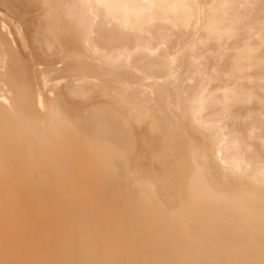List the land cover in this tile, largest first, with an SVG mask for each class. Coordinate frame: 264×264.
I'll list each match as a JSON object with an SVG mask.
<instances>
[{
    "label": "bare ground",
    "instance_id": "6f19581e",
    "mask_svg": "<svg viewBox=\"0 0 264 264\" xmlns=\"http://www.w3.org/2000/svg\"><path fill=\"white\" fill-rule=\"evenodd\" d=\"M80 2L0 0V59L7 61L0 71V260L259 264L261 0H230L256 5L237 9L234 24L217 23L222 9H204L205 23L238 29L220 43L203 24L186 27L178 11L89 13L72 7ZM233 65L250 70L237 76ZM201 88L204 112L192 103ZM223 88L236 89L227 109ZM41 101L78 130L45 120ZM9 106L41 118L6 127ZM210 120L222 122L219 136L199 131ZM93 135L113 146L105 155L114 165L97 158ZM6 158L14 166L15 254L4 249ZM198 163L207 181L193 191Z\"/></svg>",
    "mask_w": 264,
    "mask_h": 264
},
{
    "label": "snow or ice",
    "instance_id": "6c2138e0",
    "mask_svg": "<svg viewBox=\"0 0 264 264\" xmlns=\"http://www.w3.org/2000/svg\"><path fill=\"white\" fill-rule=\"evenodd\" d=\"M43 7H50L49 4L45 3ZM73 8L85 10L89 13L104 10L110 12L112 10H122L126 14L131 13L139 17L142 13H156L162 10L178 11L185 17V26H191L194 24L196 28H200L204 25V31L208 33L209 37L215 39L217 43L223 41L225 37L231 39L235 38L238 34L236 27L231 28H218L216 24L211 22L205 23L204 20V9H222L224 12L222 22L223 24L235 23L232 19L237 9L255 8L256 5L253 3L248 4H236L230 2V0H222L219 4H200L196 3L195 0H81L80 3L73 5ZM261 11L264 12V0H261L260 4ZM83 24V21L81 20ZM7 32V29H4ZM203 42V41H202ZM7 61L6 58L0 59V71H6ZM248 68H242L239 65H233L232 71L234 74L239 76L245 71H249ZM215 91V90H213ZM224 106L227 109L229 97L235 94L236 89L234 88H223ZM208 93L201 88L198 94L193 97L192 103L196 106L198 112H204L207 108V97ZM3 103L8 105V101L4 100ZM39 109L44 113V119L47 120L50 117L58 119L62 125L68 130L75 131L77 125L74 121L68 119L63 113L59 112L54 106H46L43 101L39 104ZM141 115H147L141 113ZM39 113L30 115L28 112L17 108L11 109V106L6 110L5 126L8 127L10 120H38L40 119ZM199 131L209 136H219L222 131V122L217 120H210L207 122L200 123ZM90 146L97 149V158L104 161L106 165H114L115 161L110 160L105 154L113 151V146L105 144L103 140L96 137L95 135L89 138ZM118 155H122L117 153ZM242 165L237 163L233 169V174L241 172ZM14 166L11 165L10 161L6 158L4 167V192H3V207H4V249L6 254H15L18 250V241L16 238V221H15V207L12 200L13 190V176ZM261 177L264 178V166L261 168ZM207 181V173L202 170V166L197 164L194 170L192 180L190 182V189L195 191L200 186H204ZM264 207V202H262ZM261 252L262 259L259 264H264V237L261 239ZM0 264H136V262H125V261H102V260H67V261H22L15 259H4L0 260ZM248 264H254V262H248Z\"/></svg>",
    "mask_w": 264,
    "mask_h": 264
},
{
    "label": "rangeland",
    "instance_id": "374dc122",
    "mask_svg": "<svg viewBox=\"0 0 264 264\" xmlns=\"http://www.w3.org/2000/svg\"><path fill=\"white\" fill-rule=\"evenodd\" d=\"M44 92V91H43Z\"/></svg>",
    "mask_w": 264,
    "mask_h": 264
}]
</instances>
